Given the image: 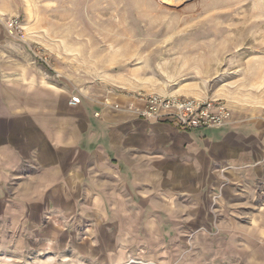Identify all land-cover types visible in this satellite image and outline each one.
Masks as SVG:
<instances>
[{
	"label": "crops",
	"instance_id": "1",
	"mask_svg": "<svg viewBox=\"0 0 264 264\" xmlns=\"http://www.w3.org/2000/svg\"><path fill=\"white\" fill-rule=\"evenodd\" d=\"M23 9V0H0L2 15ZM41 47L49 66L0 26L1 250L8 242L53 240L41 233L48 224L69 228L72 241L111 242L110 253L89 256L114 264L138 250L179 263L186 240H200L194 231L201 225L221 228L209 239L224 247L221 257L264 249L263 109L227 105L230 117L218 128L141 118L139 91L214 97L74 85ZM108 90L121 110L99 101ZM72 96L80 102L70 105Z\"/></svg>",
	"mask_w": 264,
	"mask_h": 264
},
{
	"label": "rangeland",
	"instance_id": "2",
	"mask_svg": "<svg viewBox=\"0 0 264 264\" xmlns=\"http://www.w3.org/2000/svg\"><path fill=\"white\" fill-rule=\"evenodd\" d=\"M23 3V12L15 15L29 29L27 38L33 42L34 36L59 65L61 78L74 85L196 91L229 107L264 109V0ZM220 230L217 224L198 227L194 233L202 234L200 240H186L179 263L138 250L119 264H264L262 247L237 260L219 256L224 247L209 239ZM69 231L60 224L41 226L44 237L53 240L8 242L0 249L7 254L0 256V264H114L89 256L110 253L111 242L72 241Z\"/></svg>",
	"mask_w": 264,
	"mask_h": 264
},
{
	"label": "built area",
	"instance_id": "3",
	"mask_svg": "<svg viewBox=\"0 0 264 264\" xmlns=\"http://www.w3.org/2000/svg\"><path fill=\"white\" fill-rule=\"evenodd\" d=\"M0 23L10 37L23 41L34 58L49 66L48 58L42 53V47L27 38L25 24L19 15H0ZM109 90L99 97V101L112 109L121 110L119 103L110 98ZM135 96L143 103V106L135 111L137 116L145 119L170 116L178 126L185 129L218 128L226 124L231 114L227 104L218 98L199 99L175 94L164 95L140 91L136 92ZM79 102V96H72L69 99L70 105H76ZM213 205L214 203H212Z\"/></svg>",
	"mask_w": 264,
	"mask_h": 264
},
{
	"label": "bare ground",
	"instance_id": "4",
	"mask_svg": "<svg viewBox=\"0 0 264 264\" xmlns=\"http://www.w3.org/2000/svg\"><path fill=\"white\" fill-rule=\"evenodd\" d=\"M0 15H2V14H0ZM134 261V260H133Z\"/></svg>",
	"mask_w": 264,
	"mask_h": 264
}]
</instances>
